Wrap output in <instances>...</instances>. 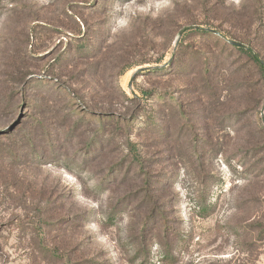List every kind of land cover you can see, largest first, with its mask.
Here are the masks:
<instances>
[{
    "label": "rangeland",
    "instance_id": "obj_1",
    "mask_svg": "<svg viewBox=\"0 0 264 264\" xmlns=\"http://www.w3.org/2000/svg\"><path fill=\"white\" fill-rule=\"evenodd\" d=\"M213 29L264 64V0H0V264H264V76Z\"/></svg>",
    "mask_w": 264,
    "mask_h": 264
},
{
    "label": "trees",
    "instance_id": "obj_2",
    "mask_svg": "<svg viewBox=\"0 0 264 264\" xmlns=\"http://www.w3.org/2000/svg\"><path fill=\"white\" fill-rule=\"evenodd\" d=\"M199 27H200L199 29H203L201 26H199ZM213 30L219 32V33L222 35V37L216 35V34L213 33L211 30H210L209 32H212L211 34H212V35H216L217 38H221L222 40L229 42V44H232V43H233V44H234V43H241V44H243L244 46H246V44H245L244 41H243V42H241V41H237L236 38H231L230 36L225 35V34L222 33L221 31H218V30H216V29H213ZM196 31L200 32L198 29H196ZM196 31H195V32H196ZM231 42H232V43H231ZM233 44H232V45H233ZM233 46H234V48H235L236 50H238L240 53H242V54H243V53L246 54V55H247V56L253 61V63L256 64V65L258 66V68H259L260 71L262 72V75L264 76V66L262 65L260 59H257V58L255 57V55L252 54L251 51L248 50V49H246V48L239 47V46H237V45H235V44H234ZM259 57H260V56H259Z\"/></svg>",
    "mask_w": 264,
    "mask_h": 264
},
{
    "label": "water",
    "instance_id": "obj_3",
    "mask_svg": "<svg viewBox=\"0 0 264 264\" xmlns=\"http://www.w3.org/2000/svg\"><path fill=\"white\" fill-rule=\"evenodd\" d=\"M199 28H200V27H198V26L185 27L184 29H182V30L180 31L179 36H182V35L184 34V32L187 31V30H191V29H199ZM211 31H212L213 33H215L216 35L222 37V35H221L219 32H217V31H215V30H211ZM234 44L237 45V46H239V47L247 48L246 46H244V45L241 44V43H234ZM254 55H255V57H256L257 59H260L259 56H258V54L254 53ZM260 61H261V60H260ZM261 63H262V62H261ZM262 65L264 66L263 63H262ZM263 112H264V107H263Z\"/></svg>",
    "mask_w": 264,
    "mask_h": 264
}]
</instances>
